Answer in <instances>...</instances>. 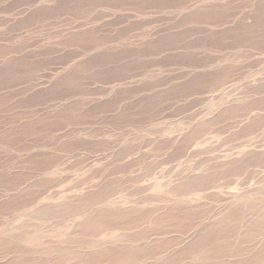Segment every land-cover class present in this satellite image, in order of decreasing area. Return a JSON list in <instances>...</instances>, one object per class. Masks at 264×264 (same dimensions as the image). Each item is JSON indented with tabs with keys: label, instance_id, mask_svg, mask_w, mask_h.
Instances as JSON below:
<instances>
[{
	"label": "rangeland",
	"instance_id": "obj_1",
	"mask_svg": "<svg viewBox=\"0 0 264 264\" xmlns=\"http://www.w3.org/2000/svg\"><path fill=\"white\" fill-rule=\"evenodd\" d=\"M60 3L0 0V264H199L184 250L205 223L264 191V0ZM249 156L247 181L186 188ZM178 206V230L141 236ZM261 238L205 263L264 264Z\"/></svg>",
	"mask_w": 264,
	"mask_h": 264
},
{
	"label": "bare ground",
	"instance_id": "obj_2",
	"mask_svg": "<svg viewBox=\"0 0 264 264\" xmlns=\"http://www.w3.org/2000/svg\"><path fill=\"white\" fill-rule=\"evenodd\" d=\"M67 1L68 0H62V3H60L59 5L66 4ZM81 37H75V38H78L81 40L83 39V36ZM256 125L257 123L254 122L251 129H254ZM195 136H196L195 134L188 136L185 139L184 143L190 144L188 146L191 147L193 142H195V138H194ZM184 143H182L178 147L177 152H181L182 146L188 147V146H185ZM124 153L119 154L118 157H124V155L126 154ZM169 160L170 162H173L174 160H176L175 155L170 156ZM253 162H255L254 157L249 156L247 158H244L241 162L226 165V168H225L226 170H224L223 172L219 173L217 171L215 173H210L207 176H203V177L200 176V177L194 178L187 184L186 188L190 189V187H193L190 189V191H192V190H206L204 188L205 187L209 188L210 186L214 188L215 186L219 187L220 185H218V182L221 179L226 180L225 188H230L231 186H233L236 180L234 178L235 177L238 178L240 176L245 175L244 174V172H246L245 169L246 170L249 169L248 167L252 166ZM250 172H248V174H250ZM248 174L245 175L244 181H247L249 178H251V175H248ZM244 183L240 185H244ZM229 192L231 193V189ZM117 194H118V191L116 189H113L111 186H108V187H105L102 191H99L98 194H95L93 196L90 195V197L86 199H91L93 203L95 202L96 204L98 203L101 204L104 202H108L107 200L109 198H111L112 196H116ZM250 196H253V198L248 199V201L245 200L244 195L242 197H239L238 199H236L237 200L236 202H234L233 204L231 203V205H229V207L226 208L227 210L224 209L225 210L224 212L218 214L217 218L215 219L212 218L213 220L212 222H210L209 225L207 224L208 226H205L206 225L205 223L203 228L199 231L198 235L196 234L197 235L196 238L186 246V249L184 250V254L185 255L193 254L195 256L198 255L200 256V259L202 261L199 264H209V263H205L206 259L207 260L217 259L218 257L228 255L230 251H234L236 254H238L239 252L238 248H240L241 246L243 247V245L252 244L255 241H257V239L261 238L262 236L264 238V191L263 192L262 191L251 192ZM113 201H115V199H112L110 202H113ZM139 203H143V202L141 201ZM80 204H82L81 206L82 210L80 213L84 214V213L91 211L92 208L90 205L92 203L88 205V203L84 201V203H80ZM86 205L89 207L88 210H86ZM177 209H180V206H178L176 210L170 211V214L168 212L167 214H160L159 217L156 216L152 223V228H151L152 230L141 234V236L144 237L145 234L150 233V232L156 233L153 231L162 230L163 228L178 230L183 225L181 223L184 220H186L184 219L186 218V214H184L183 212L177 211ZM115 212L117 211H114V212L97 211L95 217H98L100 219L102 218L103 221L107 223L109 222L117 223V225H119L121 228L127 227L129 229H134L135 227H138L141 224H143L144 221H146V219L150 215V213L143 214L144 213L143 212L140 218L138 217L133 218V217L127 216L129 212H117V213ZM209 214L211 215V213H208V215ZM196 226H199V225H196ZM192 229H194V227ZM141 240L142 238L135 239L136 242H139ZM254 248L255 247H253L252 248L253 250H251V252H253L254 254L252 258H254L256 261H259V262L262 261L264 259V245L258 251H256ZM156 250L157 249H155L154 247L150 248L148 246H141L138 248H123L122 250L116 253L115 262H120L121 260L128 258V257L130 261L131 260L137 261L144 257L146 258L145 256L146 254H148L151 251H156ZM155 255L157 256L158 254L155 253ZM56 261H53L52 264H54ZM123 264H128V263L124 262Z\"/></svg>",
	"mask_w": 264,
	"mask_h": 264
}]
</instances>
